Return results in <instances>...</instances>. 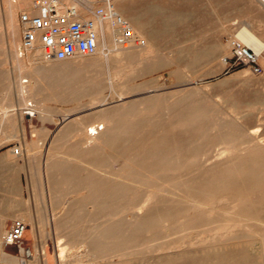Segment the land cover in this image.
<instances>
[{
	"label": "rangeland",
	"instance_id": "rangeland-1",
	"mask_svg": "<svg viewBox=\"0 0 264 264\" xmlns=\"http://www.w3.org/2000/svg\"><path fill=\"white\" fill-rule=\"evenodd\" d=\"M17 1L19 2V0ZM35 1L36 0H33V2ZM11 5H16L15 3H13V0H0V102L5 101V107H8V111H10V113L13 114V118L11 119V122L9 123L10 126L8 125L5 128L7 137L8 138L10 137V139L9 141L2 144L0 148L2 147L1 149L3 151L19 149L21 152V155L17 156V159H18L20 168H23L24 173H25V188H26L27 206H31L30 207L31 211H33V208L35 210V223L31 224V227L33 224L35 226V236L29 239L31 244L29 245L28 251L29 250L31 251L32 253L31 256L29 254L19 253L18 250H16V248L13 246L2 245L3 247L2 249L5 252L10 254L11 256L10 258L13 261H10L9 263L2 262V258L0 255V264H155V263L156 264H164V263L165 264H176L177 262L178 264H193V261L196 262L194 264H210V263L221 264L222 261L224 262V259L227 261L222 264H228V263L229 264H240V263L241 264H244V263L260 264L257 255L254 254L252 250H249L248 248L246 249V246L244 245V238L242 239V237L237 238L241 240L234 241V243L231 246L225 245L227 243H222L221 245L220 242H226V240L221 237L220 238L217 237L215 242H205V243H202L201 245L196 244V246L199 245L198 247H196L195 244L194 245L186 244L185 246L183 245V248H181L182 247L181 246L175 249V251H173L174 249H168V250H162V249L164 247H167L170 244L179 243L184 238L178 235H172V237L167 236L165 238L164 236L166 235H162L159 230H155L152 233V235H149V236H146L144 233H141V232L138 233L141 239L144 237L146 238L147 243L144 244L143 243L144 240H143L141 241L142 243H140L139 245L133 248L131 244L133 233L128 230V227L132 223L130 219L128 218L120 219L118 217H115L113 219V217L112 218L106 217L105 222H104L102 221L104 220V218L100 220V218L98 219L95 217L96 219H94L93 217V218H90L91 220L89 221L88 218L86 217H87L88 212L91 209L88 207H92V206L89 204H85V203L81 204L84 201L82 197L84 198V195L86 194L84 183L88 181L87 179L89 178L88 182L90 183L92 182V184L94 183L98 184L103 178L101 177V175H99L101 173L103 174V176L106 174L108 179L109 177L111 178L112 176L113 180L112 181L110 180V181L112 182V184L115 181L116 183L114 185H117L118 184L117 182L119 180V175L121 178L127 177L128 175H130V177L133 178V176L136 175V172L140 171V169L132 165L131 166L125 165L124 160H126L127 162L128 156L127 157L123 156L120 162L118 161L115 162V160L113 159H110L111 161L109 162L108 157H104V159H102L103 162L100 160L103 164L106 161L105 158L108 159L107 165L105 163H104L105 165L104 164L102 165V166H105L104 167L105 170L108 167L107 168L108 170L106 171L103 170L102 169L103 167L101 166H99V169L97 167L92 170L93 175H91L92 174V171H90L91 168L88 170V169H84L80 167L81 170L79 171L78 169L80 168H77L76 165L80 162L79 161L80 158H78L77 160L75 159L74 164H73L72 160L74 159L73 158L69 159V156L64 154L67 152L69 153L70 151L69 148L71 146L73 147L74 145L72 142L75 143V146L77 145L78 137H76V135L74 134H64L62 130L69 123H72L74 121L80 122V123L82 122L88 123L89 121L91 122V120L93 121L94 117L98 116V114L100 113H101L100 115H102L103 111H106V110H108V112L110 113H113V115L115 114L116 111L120 113H124L125 109L130 110L129 112H132V113H138L141 111V109L144 108V106L137 104L138 105L137 107L135 103H137L139 99H142L144 97L142 96V94H145V96H147L148 98L153 97L149 99V102L156 101L152 109V112L154 113L152 114L150 113L152 117L150 121L152 122L165 121L164 119L165 116L166 117L168 116V112L165 109L167 106H168L167 108L184 107L183 105H185L186 107V104H189V101L191 102V100L193 99L191 102V103L193 102L195 103V104L193 103V106H198L199 104V106H201L204 109L207 108L209 110L213 108L216 110L215 114L217 116H215L211 120L210 122L211 124L217 121H223L221 119L222 117L221 115H224V116L226 115L227 117L229 116L228 119L230 120L232 118L235 119V121H233L232 119L234 124L241 123L248 129H250V131L258 128L259 129L258 136L261 137L260 140L262 138H263L262 140H264V52L259 55L256 53L260 57V63L263 68V73L261 75H255L252 73L251 70L247 68H241L235 71H229L223 62L225 57H229L231 55L230 41L233 38H237L238 33L243 28H246L252 31L255 35H257L260 39L264 41V8H263L264 6L257 0H132L130 6L129 5L125 6L126 10L128 11L129 14L133 15L134 17H138L140 19L141 30L146 35L145 38L152 41L153 54L150 56V59L148 61H144V63L142 62L140 64H135V65H132V67L131 66L124 67L125 65L120 66V71H118L119 77L117 81L125 83V87L122 88L119 85V83L115 86L111 85L110 81L112 80L113 73L116 69L114 68V65L107 60L106 57H105L106 59H105L104 66L102 68H97V72L100 73L101 75L100 74L97 75L96 78H95V75L97 73L96 70L93 73V69L92 70L84 69L85 68L84 65L90 60H93L96 57H98L99 56L98 54L92 57H76L68 61H50V62L44 61L40 57V54L36 55V52L26 54L23 57H19L17 54L18 52L17 50H19L18 48L19 46L17 45V48L16 47L14 48L15 50L12 49V46L9 44V40H8V23L5 17L7 16L5 14V10H7ZM27 8L29 7H22L19 10V13L21 10L27 9ZM18 15L15 21V25L18 24V27L20 29L19 30L20 31L19 43L21 45L23 28L19 22ZM132 28L136 31V27L132 26ZM114 33L115 31L113 32V35L111 34L112 36L111 40L113 43L118 44L114 40ZM108 39H109V36H108ZM108 44H109L108 41L106 43H101V45L103 46L102 47L103 53L106 56L109 55V52L105 51V48L109 50ZM76 61L78 62L83 61V63L84 62L85 63L83 66H78L76 65L77 63ZM154 63L157 65L154 66L155 65ZM149 64L154 66V68L152 66H148ZM68 65L72 68L71 71L77 73V75L73 77L72 79L67 76L65 78L62 77L63 75L65 76L63 72L66 66ZM146 66H148V68ZM129 68H132V69H129ZM98 69L100 72L98 71ZM59 70H61V72ZM101 71L104 73H101ZM88 72L90 74H88ZM86 74H87V77L85 76ZM93 74L95 75L93 76ZM37 75H41V76L42 75H47V76H50V75L59 76L60 75L62 79L59 81L62 83L61 86L63 87L69 85L70 83L75 84L77 81L81 83L83 82V79L85 76V78H88V80L84 79V81H86L87 84L88 82L98 81L99 83H102L104 87H101L102 85L100 84V87L102 88L101 94L100 96H97V97L95 95H92L89 91L85 92L88 89L84 88V90L83 89L82 90L85 93L80 92L76 95L64 94L62 96L61 95L56 96L55 94H53V96H51L52 98L49 97V99L46 98L49 95L34 96L35 98L28 97L29 98L27 99L28 102L27 101L22 102L21 99L24 98V95L20 93V88L18 87L21 82V77L24 80L29 79L28 77H30V81H31L32 78ZM82 76H83V79H82ZM98 76L99 77L101 76V77L99 78ZM97 77L99 79H97ZM92 78L93 79L95 78V79L93 80ZM67 79H69L70 81H67ZM104 79H105L104 84L107 86L103 84ZM99 80H102V81L100 82ZM61 89H64V88H61ZM49 90H51V87H49ZM87 93L88 95H86ZM153 95H155V97ZM63 96H65L66 98H64ZM123 96H124V99L126 98V100H128L129 102L131 101L130 104L128 103V101L126 103V100L124 99L122 100L124 104L121 102V98ZM57 97L59 98L57 99ZM186 97H188L189 99H184V102H183L182 98H186ZM41 98H43L44 101H42ZM95 98L100 99L103 102V106L105 105V107L101 106L102 108L101 107L93 108L94 106L93 100ZM28 103H32L33 106H28L27 105ZM132 103L134 105L133 108L137 107L138 111L136 108L133 110ZM164 104L166 107L161 106V108L158 109L160 105H164ZM172 104L175 106H173ZM123 105L126 106L127 108L125 107H124L125 109L121 108L123 107ZM190 105L191 104L187 105V107H190ZM154 108H155V111H153ZM41 109L44 111L41 112L42 111ZM110 109L111 111H109ZM115 109L116 111H114ZM27 110L34 111L35 116L31 119L26 117L24 115V111H27ZM159 110L161 111V113ZM95 111H98V113L96 114ZM45 112H47L46 114L51 113L50 116H54V120L44 121L43 118H41V115L45 114ZM108 112L106 111L104 113L108 114ZM162 112L164 115L167 113L165 116H163L164 118L161 117L163 115ZM63 113H69V115L71 114L73 116L72 118L68 120L69 122L68 121L62 122L64 119L60 117L63 116ZM110 113L108 115H110ZM89 115L90 116L93 115V116H92V119L89 118L88 120V117H90ZM157 115L159 117L156 118ZM218 116L220 117V120ZM80 119H82L81 120L82 122L80 121ZM83 119L85 121H83ZM119 119L121 121H125V119H128V118H125L124 120L123 118H119ZM129 119L128 121L133 120L132 118L130 120ZM89 124L90 123H88V125ZM196 125L197 126L195 128L192 127L189 129H196V132L202 133L204 135H203V138L196 143V149L193 150V152L191 151L193 156H195V159L190 160L188 162V165L184 168V171L186 173H189L187 174L186 177L192 178V177H195V174L198 175L199 173L203 171L211 170V169L214 170L215 167L213 169V167H211L210 165L218 161L225 162L229 159L228 161H230V163L231 162L234 163L236 162L237 159L240 161V158L242 162L247 161L246 159L243 158L247 154L244 152L243 148L245 149L249 147L250 149L253 148L252 150L249 149V151L250 153H254L253 156L255 155L256 157L252 160V162L255 159H259L261 161L263 160L262 162L255 160L254 163L256 164V161H258L257 162L258 165H254L252 167L250 166L248 167L239 166L238 167V166H234L231 163L228 166H222V168L216 167L217 170L216 169L215 170L216 171H227V170L247 169L251 171H256V170L264 169V166L262 165L260 166V164L264 163V156H261L262 152L260 150L255 149L253 147L254 146L253 144L250 145L248 143H245L246 138L243 140L244 142L242 144L240 143V145L239 144L237 145V148H236L237 151L240 150L238 154L236 150H232L231 153H226V155L224 154L223 159H222V157L218 156V154L220 153V149L223 146L221 145L217 146V143H216L217 138L220 135H222V133L217 134L216 131H210V130L206 132L205 129L207 127V123L204 121ZM218 131H221V130L219 129ZM53 138L54 139L57 138L58 140V142L57 140H55L56 141L55 146H54L55 142ZM212 138L213 140H211ZM66 139H68L67 142L65 141ZM60 142H62L64 147L61 145ZM60 145H61V148L59 147ZM58 147L63 152L58 150L59 149ZM205 147L206 149H204ZM62 148L64 150H62ZM67 148H68V151H67ZM73 150L74 148L71 149L70 152H73ZM242 150H243L242 152L243 154L241 153ZM62 154L65 155V157H61ZM47 155L49 156L48 159L46 158ZM129 155H132V151ZM237 156L239 158H237ZM53 157L54 159H56L55 161H53L54 160L52 159ZM59 158L61 160H59ZM50 160L52 161L51 163H50ZM63 161H67L69 163L66 162L67 164H65ZM70 161L72 162V164ZM55 162L57 163L61 162L63 166H66V167L65 168L62 167V169L57 168L56 170V166H55L53 169H55L56 171L55 173L54 171H52L53 173L51 174L53 175H51L50 177L49 176L50 171L53 170L50 165H53V163ZM49 163H50L49 165L50 167L48 169L51 168V170L48 171L49 172V175H48V172H46L47 171L46 168L48 167L47 164ZM203 163H206V165H204ZM129 164L131 163L129 162ZM70 165L72 166L75 165L74 167L71 166L72 169L73 168L75 169L71 170L70 169L71 167H68ZM66 168H68L67 173H65ZM118 168L121 170H119ZM124 169L126 170L125 173L123 171ZM59 170H60V173H59ZM69 170H71L72 172L69 173ZM127 170H129L128 172L130 174L127 172ZM89 171L91 172V174ZM110 171H112L111 173L113 174L110 175ZM84 172H86L87 174ZM72 173L76 177H74ZM78 173L84 174V175H79ZM123 173L125 174L124 176L122 175ZM63 174L66 177H64ZM89 174L91 176H89ZM53 176H55V179H53ZM71 176L73 178H76L74 180L72 179V181L74 182L77 180L78 177L80 178L79 180H83L84 183H82L81 181L80 182L84 185L83 186L84 188L82 187V184L79 183V181H76L78 183L73 184V182L71 181ZM106 176H104L105 177L104 179H107ZM114 176H117L118 178ZM48 177L52 179V182L53 180L54 181L56 180L53 183V186L55 188L54 190L58 192L56 195L60 196L61 198H58L57 196L55 197L54 190L51 193V197L47 196L46 179ZM67 177H69L70 179L69 181L70 184L68 183L69 179ZM63 178L64 179L67 178L68 180L64 181ZM97 178L99 179L101 178V180H98ZM95 179H97L98 181L97 180L94 181ZM115 179L116 180L118 179V180L116 181ZM62 182H63L64 188H63ZM71 183L73 184V186ZM65 185L67 186L65 187ZM156 185L157 184H153V186H156ZM57 187L60 190L62 191L64 190V191L61 192L60 190L57 189ZM70 187H71V190L69 189ZM80 187H82V191H80L81 190ZM77 190H79V192ZM74 193L76 194L74 195ZM70 198L72 199V201H70L71 200ZM50 199H53V200H50ZM56 199H58L59 201H56ZM59 204H62V205L60 206ZM70 205L72 206L73 209L71 208L69 209L68 206ZM74 205H77V206H74ZM81 206H82L83 213L78 212L81 209L80 208ZM122 206H123V203L121 204V207ZM77 207L80 209H78ZM75 208H77L78 211ZM64 210H66L65 213H64ZM68 212L71 213V214L69 213V215L71 216L70 219L69 217H67V215L65 216V214H67ZM60 215H62L63 219L61 218ZM60 218L61 220L64 221V223H67L68 221L70 222H68L67 225H64L63 221L61 222ZM84 219L86 220V222L88 221L87 222V224L89 223L88 225H90L91 222L93 223L94 220H97V219L100 220V221L97 220V222H100L102 225H100V223H97L96 221H94L95 224L90 225V226L95 225L96 227L103 226L107 221L106 219H109L111 221L109 222L107 221L108 223H106L105 226H109L111 224L110 222L115 220L112 223L113 225L112 224L111 225L112 226L115 225V229H117L116 228L117 226H121V232L119 234L121 236L120 237L121 240H119V243H118L121 247L117 246L118 244L116 243L115 245L117 247L114 245V248L116 250H113V251L110 250V248L113 249V245H110L106 248L100 247L99 249H97L94 246L87 247V244L83 243L85 242L84 239L87 233L84 235L83 232H87L88 230H90V226L86 224ZM192 219L194 218L192 217L187 218L186 222H192V221L197 222L198 220V219H194V220ZM119 221L122 222V225H118V223H116ZM69 225H72V226L70 227ZM86 226L88 227L85 228ZM112 226L110 227L113 229ZM82 229H83V232H82ZM84 229L85 230L88 229V230L84 231ZM77 231L81 232V233L79 232L80 236L78 235V233H76ZM70 234H76V235L75 236L73 235L72 237V235ZM76 236L77 237L79 236L83 239L81 240L80 238H76ZM74 237L76 238V240ZM207 237H208L207 235L204 236V238H207ZM124 240H126L124 245H126L127 248L126 246L122 247L123 242L121 241H124ZM128 240H130L131 243H128L127 242ZM73 241L74 242L78 241V242L74 243ZM186 241H189V239H187ZM61 242L64 246L62 244L61 245L65 247L64 254L61 253V249H60L62 248L60 247ZM155 242L158 245L150 244V243H155ZM215 244H218V245H215ZM118 247H120V249ZM231 247L235 251L230 250ZM145 248L148 250H145ZM186 248H189V249H186ZM198 248H199V252L197 250ZM240 248L241 249L244 248L243 251ZM126 249H128L131 252L129 253L126 252L128 251ZM239 249L241 250V252ZM245 249H246V252H245ZM120 250H123V251L119 252ZM225 250L227 251L230 250L229 253L232 251L234 252L229 254ZM236 250H239V251L236 252ZM247 250H248V254H244V253H247ZM114 251H118L119 253L114 252ZM116 253L119 254L121 258L122 257L123 258L121 259L117 255L119 257L118 259V257L116 256ZM125 253L128 254L130 257L127 256ZM218 253L219 255H217ZM238 253H239V256H237ZM241 253L244 255H242ZM102 254L103 255L105 254L104 258H106L107 256L108 258H106L105 260L104 258H102L103 256ZM136 254L138 255V257L136 256ZM100 255L101 257H99ZM189 256L192 257V259ZM219 256L220 257L222 256L221 257L222 259L220 258L222 260L220 263H219V260H220ZM241 256H246V257H241ZM183 257H185L186 259ZM193 257H196V258H193ZM238 257L240 259H237ZM241 258L243 259L242 262L244 261L243 263L241 262ZM179 259L181 261H179ZM244 259H247V260H244ZM235 260L238 261V263L235 262ZM257 260L258 262H256ZM214 261L216 262L214 263Z\"/></svg>",
	"mask_w": 264,
	"mask_h": 264
},
{
	"label": "bare ground",
	"instance_id": "bare-ground-1",
	"mask_svg": "<svg viewBox=\"0 0 264 264\" xmlns=\"http://www.w3.org/2000/svg\"><path fill=\"white\" fill-rule=\"evenodd\" d=\"M257 1L260 2L264 6V0H257ZM131 2H132V0H122L119 3L118 9H119L120 14L123 16V18L125 20H127L131 26L136 27V32L146 42L145 46H143V47L132 46L129 48H124V47L120 46L119 44L113 43L111 40V37H112L111 34L113 35L114 30L111 28L110 24L108 23L107 24V32H108V36L110 39V40L109 39L107 40L109 43L108 44L109 45V55H107L108 57L103 53V48H102L103 46L101 44H99L98 53H97L99 55L98 57H96L93 60H90L85 65H84L85 62L83 63V61H80V62L76 61L77 63L74 62L78 66L84 65V67H85L84 69H86V70L87 69H90V70L93 69V73H94L95 70L97 72V68H102L104 66L105 59L107 58V60L109 62H111L114 65V68L116 69L113 73V78L110 81V83L112 86H115L119 83V85L122 88L125 87V83L117 81L118 77H119L118 71H120V66L125 65L124 67H130V66L132 67V65L140 64L142 62L144 63V61H148L150 59V56L153 54L152 41L145 38L146 35L141 30L140 19L138 17H134L133 15L129 14L128 11L126 10L125 6H127V5L130 6ZM6 20L8 23L9 44L12 46V49H14L15 47L17 48V45L19 46L18 48H20V43H19V36H20L19 30L20 29L18 27V24L15 25V21H16L15 14H12V13L8 14L6 16ZM237 38L240 41H242L244 44L250 46L254 50V52L256 51L255 53H257L258 55L262 54L264 52V41L262 39H260L257 35H255L252 31H250L246 28H243L238 33ZM17 54H18V52H17ZM37 54H40V51H36V55ZM156 65L157 64H155L154 66H156ZM137 66H139V65H137ZM148 66H152V65L149 64ZM148 66H146V67L148 68ZM154 66H152V67L154 68ZM80 68H82V67H80ZM135 68H137V67H135ZM71 69L72 68L69 65L66 66V68L63 72V74H65V76L63 75L62 77L65 78L67 76V77H70L71 79L73 77H75L77 75V73L71 71ZM129 69H132V68H129ZM48 70H50V69H48ZM124 70H126V69H124ZM59 71L61 72V70H59ZM98 71H99V69H98ZM102 71H101V73H104ZM89 72H88V74H90ZM85 73H87V72H85ZM97 73H96V75L93 74V76L95 75V78L97 75L100 74V73H98V74ZM60 74H62V73H60ZM103 75H102V77H103ZM85 76L87 77V74ZM85 76H84V79L88 80V78H85ZM98 77H97V79H99L101 76L99 78ZM28 78L29 79H25V80L21 79V82L18 86L20 88V93L24 95V98L21 99L22 102L23 101L26 102L27 99H29L28 97H34V96H47V95H49L48 97H46L47 99H49V97L52 98L51 96H53V94H55L56 96L57 95L62 96L64 94L76 95L80 92H84L83 91L84 88L88 89L85 92L89 91L92 95H95L97 97V96H100V94H101V89H102L101 87H104L102 85V83H99L96 80H95L96 82H94V81L88 82L87 81L88 82V84H87L86 81H84L83 76H82L83 82L80 83L79 81H77L75 84L70 83L69 85L64 86V87L61 86L62 83L59 81L62 79L60 75L59 76L37 75V76H34L31 81H30V77H28ZM67 81H70V80L67 79ZM99 81L101 82L102 80H99ZM104 83H105V79L103 80V84ZM100 84L102 85L101 87H100ZM105 86H107V85H105ZM109 86H110V84H109ZM49 87H51V90H49ZM61 88H64V89H61ZM84 93H83V95H84ZM70 95H68V96H70ZM79 95H81V94H79ZM86 95H88V93ZM142 96H144V97L142 99H139V101H137V103L133 102L136 105L138 104V105L144 106V108L141 109V111L138 113L129 112L130 110H126L125 108H127V107L123 105V107H121V108L125 107L124 113L117 112L115 109L114 111H116L117 113L115 112V114L113 115V113H110V112H108V110H106L108 112V114L110 113V115H108L107 113L105 114L104 112H106V111H103L102 115H100L101 114L100 113V114H98V116L94 117L93 121L92 120H91V122L89 121L88 122V123H90L89 125L86 122H85L86 124L83 123L81 121L82 119H80V121L82 123L74 121L72 123H69L64 129L61 128V129H63L62 131L64 134H74V135H76V137H78L77 145L75 146V143L72 142L74 145L71 143L73 145V147L71 146L69 148L70 151H71V149L74 148L73 152L69 151V153L68 152L64 153V154L69 156V159L70 158L74 159V160H72L73 164H74L75 159L77 160L78 158H80V160H79L80 162L79 163L77 162L78 164L76 165L77 168L82 167V168L88 169V170L91 168L90 171H92L93 169H95L97 167L99 169V166H101V167H103L102 169L105 170L104 169L105 166H102V165L104 163L107 165L108 159L105 158L106 161L102 164V162H103L102 159H104V157H108L109 162L111 161L110 159L115 160V162H117V161L120 162L123 156H126V157L128 156L127 162H126V160H124L125 165H129V166L132 165L136 168L138 167L140 169V171H142V172H140V171L136 172V175H134L133 178H131L130 175H128L129 170H127L128 176L126 175L127 177L121 178L119 175V180L117 179L118 180L117 185H114L116 183L115 181L112 184V182H111L113 180L112 176H111L112 179L109 176H108L109 177V179H108L106 174L104 176H106L107 179H104L105 177L103 176V174H101V173L99 174V175H101V177H103L102 180H101V178L100 179L97 178L98 180H101L100 181L101 183L100 182L98 183L99 185L97 183L96 184L94 183L95 184L94 185V184H92V182L91 183L88 182L89 178L87 179L88 181H86V183H84V181L79 180L80 178L77 176L78 178L76 181H79V183H81V182L84 183L85 189H86V194L84 195V198L82 197V199L84 201L81 204L85 203V204H89L92 206V207H88L91 209H90V211L88 210L89 212H88L86 218H88L89 221L91 220L90 218H93V217H94V219L100 218V220L104 218V220H102L104 222H105L106 217H108V218L113 217V219L115 217H118L120 219L121 218L130 219L132 221V223L128 227V230L133 233V237L131 239L132 243L130 242V240H128L127 242L131 243L133 248L136 247L137 245H139L140 243H142L141 241H143V240H144L143 241L144 244L147 243L146 238L144 237L141 239L140 236L138 235V233L141 232V233H144L146 236H149V235H152V233L155 230H159L162 235H166V236H164L165 238L167 236L172 237V235H178V236H182V238H184L181 242L170 244L167 247H164L162 249V250L174 249L173 251H175V249H177L181 246H182L181 248H183V245L185 246L186 244H188V245L189 244H191V245L195 244V246H196V244L201 245L202 243H205V242H215L217 237H219V238L221 237V238L226 240V242H220L221 245H222V243H227L225 245L231 246L234 243V241L241 240V239H237V238L242 237V239L244 238V245L246 246V249L248 248L249 250H252L253 253L257 255L260 264H264V169L263 170H256V171H251V170H247V169L216 171L217 170L216 167L222 168V166H228L229 164L232 163V162L230 163V161H228L229 159L227 157L228 160L225 162H220L217 160L218 162L212 163L210 165L211 167H213V169L215 167L216 170L215 169L214 170H212V169L206 170V171L199 173L198 175L195 174V177H192V178L186 177L187 174H189V173H186L184 171V168L188 165V162L190 160L195 159V156H193L192 152H193V150L196 149V143L198 141H200L204 135L202 133L196 132V129H189L192 127L195 128L197 126L196 124L204 121L207 123V127L205 129L206 132H208L210 130V131H216L217 134L222 133V135L219 134L220 136L216 140L217 146H220V145L223 146L220 149V153L218 154V156L222 157V159H223L224 154L226 155V153H231L232 150L237 151V149H236L237 145L238 144L240 145V143L242 144L244 142L243 140L245 138H246L245 143H248L250 145L253 144L254 145L253 147L255 149L260 150L262 152L261 156H264V140H262L263 138L260 140L261 137L258 136L259 129L256 128V129H253L252 131H250V129H248L247 127H245L241 123L240 124L239 123L234 124L233 121H235V119L232 118L233 119V121H232V119L231 120L228 119L229 116L227 117L226 115L225 116L221 115L222 116L221 119L223 121H217V122H214L211 124L210 123L211 120L215 116H217L215 114L216 110L213 108L209 109V110L207 108L204 109L201 106H199V104H198V106H193L194 102L191 103L193 99L191 100V102L189 101V104H191L190 107H187V105H189V104H186V107H185V105H183L184 107H179V108H176V107L175 108H172V107L167 108L168 106L166 107L165 104L160 105V107H158V109L161 108V106L166 107L165 109L168 112V116H167L168 118L165 116L167 113L164 115L162 112L163 115L161 117L165 116V118L163 117L165 119V121H163V122L162 121L161 122L160 121L152 122V121H150L152 118L151 114L154 113V112H152V109H153V107H154L153 105L156 101H154V102L150 101L149 102V99H151L153 97L150 96L151 98H148L147 96H145V94H142ZM153 96L155 97V95H153ZM63 97L66 98L65 96H63ZM58 98L59 97H57V99ZM123 99H124V96L121 98V102ZM182 99L184 102V99H189V98L186 97V98H182ZM41 100L44 101L43 98H41ZM124 100H126V98ZM178 100H180V99H178ZM127 101L128 100H126V103H127ZM130 102L128 101L129 104H130ZM163 102H165V101H163ZM39 103H40V101H39ZM133 103H132V108L134 106ZM93 104H94L93 108H98V107L103 106V102L97 98H95L93 100ZM27 105L33 106L32 103H28ZM138 105H137V107H138ZM173 106H175V105H173ZM103 107H105V105ZM137 107H134L133 110L136 108L138 111ZM165 109H164V111H165ZM0 110H2V111H0V146H1L2 144L9 141V139H10V137L9 138L7 137V134L5 132V128L8 125L10 126L9 123L11 122V119L13 118V114H11L10 111H8V107H5V101L0 102ZM43 111L44 110H42L41 112H43ZM109 111H111V109ZM153 111H155V108ZM95 112H96V114L98 113V111H95ZM95 112H94V114H95ZM46 113L47 112H45V114L41 115V118H43L44 121L45 120H54V116H50L51 113H49V114H46ZM91 113H93V112H91ZM160 113H161V111H160ZM24 115L31 119L35 116V112L27 110V111H24ZM92 116H90V117L87 116L88 120H89V118L92 119ZM72 117L73 116L71 114L69 115V113H63V116H61L60 118L64 119L62 122H64V121L66 122ZM157 117H159V116L157 115L156 118ZM119 118H123V120L125 118H128V119L132 118L133 120L129 119L130 121H128V119H125V121H121ZM154 120H155V118H154ZM219 120H220V117H219ZM83 121H85V120L83 119ZM86 121H87V119H86ZM219 129L221 131H218ZM206 135H207V133H206ZM63 136H61V137H63ZM54 138H53V140L55 142L54 143V146H55V144H56L55 140H57V138L56 139H54ZM204 138H205V136H204ZM67 140L68 139H66L65 141L67 142ZM211 140H213V138ZM57 142H58V140H57ZM60 143L63 146L62 142H60ZM57 145H59V144H57ZM61 145L59 146L60 148H61ZM60 148L58 150L61 151ZM241 148H243V147H241ZM204 149H206V147ZM249 149H250V147L245 148V149L243 148L244 152L247 153L246 156H244L243 158L246 159L247 161L242 162V160L240 158V161L237 159L236 162H234L232 164L234 166H238V167L239 166H242V167L250 166V167H252L254 165H258L257 162L258 161L260 162L261 160L255 159V160H258V161H256V164L254 163L255 160L252 162V160L256 157H255V155L253 156L254 153H250ZM252 149H250V150H252ZM62 150H64V149L62 148ZM243 150L241 151V153L243 152ZM67 151H68V148H67ZM131 151H132V155H129L131 153ZM239 151L240 150L237 151V154ZM61 152H63V151H61ZM61 152H59V153H61ZM241 153H239V154H241ZM11 154L13 156H20L21 152L19 149H17V151L12 150ZM228 155H230V154H228ZM236 155H234V156H236ZM199 156H201V155H199ZM240 156H242V155H240ZM61 157H65V155L62 154ZM257 157H259V156H257ZM46 158L48 159L49 156L47 155ZM60 158H59V160L62 159V158L61 159ZM237 158H239V157L237 156ZM52 159H54V157ZM51 160H50V163L52 162ZM55 160L56 159H54L53 161H55ZM131 160H132V162H131ZM128 161L131 164H129ZM221 161H223V160H221ZM61 162L60 163L55 162V163H53V165H50V163L47 164L48 167L46 168L47 169L46 172L51 170V168L53 169L55 166H56V170H57V168L58 169L59 168L62 169V167L65 168L66 166H63V164ZM63 162L65 164L69 163L67 161H63ZM71 164H72V162H71ZM203 164L206 165V163H203ZM49 165L51 166L50 169H48L50 167ZM192 165H193V163H192ZM261 165L264 166V163L260 164V166ZM71 166L72 165H70L68 167H71ZM74 166L75 165H73L72 167H74ZM72 167L70 168L71 170L75 169V168L72 169ZM107 168H106V170H108ZM198 168H199V166H198ZM67 169L68 168L65 169L66 171L64 170L65 173L68 172ZM127 169H129V168H127ZM56 170L55 169L51 170L50 175H49V172H48V175L51 177V175H53V174H51V173H53L52 171H54V173H55ZM71 170H69V173L72 172ZM78 170L80 171L81 168ZM119 170H121V169H119ZM113 171H115V170H113ZM123 171L125 173L126 170L124 169ZM196 171H197V169H196ZM198 171H199V169H198ZM111 172L112 171H110V175L113 174ZM59 173H60V170H59ZM84 173H86V172H84ZM124 173L122 174L123 176L125 175ZM90 174H91V172H90ZM90 174H89V176L93 175V171H92V174L91 175ZM95 174H97V173H95ZM58 175H60V174H58ZM72 175H74V174L72 173ZM79 175H84V174H79ZM64 177H66V176L64 175ZM74 177H76V176L74 175ZM114 177H117V176H114ZM67 178L69 179V177H67ZM67 178H65V179L63 178V180L64 181L68 180ZM53 179H55V176H53ZM72 179L74 180L76 178H73L71 176V181H72ZM97 179H95L94 181H96ZM55 181L53 180V182H52V179L49 177L46 179V188H47V196L48 197H51V193L55 189L53 186V183ZM69 181H70V179L68 180V183H69ZM76 181L75 182L72 181L73 184L78 183ZM68 183H66V184H68ZM73 184H72V186H73ZM153 184H157V185L153 186ZM55 185H56V183H55ZM62 185H63V182H62ZM84 185L82 184V187ZM66 186L67 185H65V187ZM82 187H80L81 188L80 191H82ZM63 188H64V185H63ZM57 189L60 190L58 187H57ZM69 189L71 190V187ZM72 190H73V188H72ZM60 191L63 192L64 190L63 191L60 190ZM77 191L79 192V190H77ZM54 192H55L54 194L56 197L57 196L56 194L58 192H56V190H54ZM71 192H73V191H71ZM75 194L76 193H74V195ZM80 195H82V194H80ZM57 197L61 198L60 196H57ZM66 198H68V197H66ZM50 200H53V199H50ZM56 201H59V200L56 199ZM70 201H72V199ZM122 203H123V206L121 207ZM81 204H79V205H81ZM59 205L61 206L62 204H59ZM70 206H68L69 209L70 208L73 209L72 206L71 207ZM74 206H77V205H74ZM77 208H75V209L77 210ZM80 208H78V209H80L79 211L77 210L78 212H82V206ZM65 211L66 210H64V213H65ZM69 213L70 212L65 214V216L67 215V217H69V219H70L71 216L69 215ZM60 216L62 218V215H60ZM67 217H65V218H67ZM191 217L194 219H198L197 222L196 221L186 222V219L191 218ZM61 218H60V220H61ZM194 219H192V220H194ZM27 220H28V218H27ZM64 220H66V219H64ZM97 220H94V221L97 222ZM100 220H98V221H100ZM106 220L108 222L111 221L109 219H106ZM189 220H191V219H189ZM28 221H25L27 226H29V229L27 230V232L25 234L24 243L22 246L15 247V248H16V250H18L19 253L29 254L31 256L32 255L31 251L30 250L28 251L29 245L31 244L29 239H31L33 236H35V226L33 224L31 227L32 223H30ZM62 221L63 220H61V222ZM94 221H93V223L91 222L90 225L95 224ZM107 221H106V223H108ZM113 221H115V220H113ZM113 221L110 223L112 224ZM68 222H70V221H68ZM85 222H86V220H85ZM87 222H86V224H87ZM119 222H116V223H118V225H122V222H120V224H119ZM63 223H64V221H63ZM67 223H64V225H67ZM97 223H100V222H97ZM105 224L103 226H97V227L95 225H92L93 228H92V226L88 225V226H90V230L87 229L88 230L87 231L84 229V231H87V232H83V229H82V232L84 233V235L87 233L85 235V239H84L85 242H83V243L87 244V247L88 246H94L97 249H99L100 247L106 248L110 245H113V249L110 248V250H112V251L116 250L114 248V245H115V243L118 244L119 240H121L120 239L121 236L119 235L121 232V226H117L116 227L117 229H115V225L112 226L113 224L112 225L110 224L109 226H105ZM100 225H102V224L100 223ZM69 226L71 227L72 225H69ZM78 226H79V224H78ZM88 226H86L85 228H87ZM110 226H112L113 229ZM60 228H61V226H60ZM66 229H68V228H66ZM74 230H76V229H74ZM79 232L77 231L76 233H78V235H79ZM83 233H82V235H83ZM70 235H72V237H73V235L75 236L76 234H70ZM205 235H207L208 237L204 238ZM79 236L78 237L76 236V238H80L82 240L83 238H81ZM76 238H75V240H76ZM70 239H71V237H70ZM187 239H189V241H186ZM77 242L75 241L74 243H77ZM121 242H123L122 247H125L126 245H124V243L126 242V240L121 241ZM61 244H62V242L60 243V247H62V248H60L61 253L64 254L65 253V247H63L64 245L62 244L63 245L62 246ZM120 244H122V243H120ZM150 244H156V242L150 243ZM156 245H158V244H156ZM215 245H218V244H215ZM117 246H120V245L118 244ZM198 246H196V247H198ZM223 246H224V244H223ZM82 247H84V246H82ZM120 247H118V248L120 249ZM144 247H146V246H144ZM201 247H203V246H201ZM126 248H127V246H126ZM231 248H230V250H234L233 248L232 249ZM128 249H126V250H128ZM157 249H159V248H157ZM186 249H189V248H186ZM243 249H241V250L243 251ZM246 249H245V252H246ZM123 250H120L119 252H121ZM145 250H148V249L145 248ZM183 250H185V249H183ZM197 250L199 252V248ZM230 250H228V251L225 250V251H227L229 253ZM239 250H236V252ZM241 250H240V252H241ZM178 251H180V250H178ZM234 251H232V252H234ZM114 252L119 253L118 251H114ZM126 252L129 253L131 251L128 250ZM227 252H226V254H227ZM232 252H230V253H232ZM117 253H116V256L117 255L119 256V254H117ZM151 254H153V253H151ZM244 254H248V250H247V253H244ZM244 254H242V255H244ZM92 255H94V254H92ZM104 255L102 256V258H104ZM114 255H115V253H114ZM122 255H124V254H122ZM126 255L129 256L128 254H126ZM169 255H168V257H169ZM217 255H219V253ZM127 256H125V257H127ZM136 256L138 257L137 254H136ZM203 256H204V254H203ZM234 256H236V255H234ZM237 256H239V253ZM99 257H101V255ZM119 257H118V259H119ZM196 257H193V258H196ZM221 257L219 256V259ZM241 257H246V256H241ZM106 258H108V256ZM106 258H104V259L106 260ZM183 258H185V257H183ZM190 258L192 259V257H190ZM190 258H188V259H190ZM180 259H179V261H181ZM221 259L219 260V263L222 261ZM237 259H240V258L238 257ZM255 259H256V257H255ZM236 260H235V262L238 263V261H236ZM242 260L243 259L241 258V262H242ZM244 260H247V259H244ZM226 261L227 260L224 259V262H226ZM248 261H246V262H248ZM187 262H188V260H187ZM215 262L216 261H214V263ZM224 262L222 261V263H224ZM256 262H258V260ZM189 263H190V261H189ZM194 263H196V262L193 261V264ZM239 263H240V261H239ZM176 264H178V262ZM210 264H212V263H210ZM244 264H246V263H244Z\"/></svg>",
	"mask_w": 264,
	"mask_h": 264
},
{
	"label": "built area",
	"instance_id": "built-area-1",
	"mask_svg": "<svg viewBox=\"0 0 264 264\" xmlns=\"http://www.w3.org/2000/svg\"><path fill=\"white\" fill-rule=\"evenodd\" d=\"M121 1L36 0L19 14L23 31L18 56L40 51V57L46 62L95 56L99 44L108 40V23L120 46H145V40L120 14ZM230 47L231 55L223 60L229 71L247 68L255 75L263 73L260 57L249 46L233 38ZM105 51L109 52L107 48ZM27 230L23 220H15L3 237L4 245L22 246Z\"/></svg>",
	"mask_w": 264,
	"mask_h": 264
},
{
	"label": "crops",
	"instance_id": "crops-1",
	"mask_svg": "<svg viewBox=\"0 0 264 264\" xmlns=\"http://www.w3.org/2000/svg\"><path fill=\"white\" fill-rule=\"evenodd\" d=\"M13 3H15L16 5H11L7 10H5V14L6 15L10 13L15 14L16 18L19 13V10L22 7H31L34 4L33 0H19V2L17 0H13ZM1 148H0V255L2 258V262L9 263L10 261L13 260H11L10 254L2 249L3 248L2 245H4L3 237L10 230L15 220H23L24 222L29 220L28 222L35 223V210L33 208V211H31L30 209L31 206H27L25 173H24V169L20 168L19 166L17 156H13L11 154L12 150L3 151Z\"/></svg>",
	"mask_w": 264,
	"mask_h": 264
}]
</instances>
